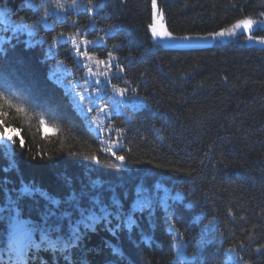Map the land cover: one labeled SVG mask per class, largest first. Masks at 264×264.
<instances>
[{
	"label": "trees",
	"instance_id": "trees-1",
	"mask_svg": "<svg viewBox=\"0 0 264 264\" xmlns=\"http://www.w3.org/2000/svg\"><path fill=\"white\" fill-rule=\"evenodd\" d=\"M41 3L0 0V132L14 137L0 143V264H225V250L239 241L245 242L239 250L244 260L264 264V250L255 251L264 245V46L238 30L242 34L206 48L168 47L148 27L151 0H95L93 14L85 10L86 0H75L77 7L58 15L51 2L32 7ZM157 3L175 35L219 31L264 11V0ZM77 29L89 40L105 38L102 46L81 45L91 60L78 58L68 39ZM252 34L264 36V29L254 26ZM109 51L124 72L97 92L95 81L106 69L96 58L106 59ZM125 81L135 94L113 91ZM105 104L108 114L97 107ZM115 128L124 130L117 151L124 164L102 150L116 139ZM138 187L158 191L168 207L134 213L131 228L114 211L95 226L85 229L82 223L71 248L46 242L29 250L21 233L10 238L18 217L36 226L32 239L40 244L42 216L53 210L50 223L62 228L49 239H67L70 223L84 209L102 214L92 209L93 199L105 205L119 199L127 214ZM249 230L256 237L251 242ZM195 238L200 244L190 249Z\"/></svg>",
	"mask_w": 264,
	"mask_h": 264
},
{
	"label": "snow or ice",
	"instance_id": "snow-or-ice-1",
	"mask_svg": "<svg viewBox=\"0 0 264 264\" xmlns=\"http://www.w3.org/2000/svg\"><path fill=\"white\" fill-rule=\"evenodd\" d=\"M52 3V9L54 11V14H60L64 12V10L67 8H75L77 7V4L75 3V0H73L72 4L65 5L61 2V0H42V3L39 5L33 4L32 7L39 8L42 7L44 3ZM152 3V16H153V23L149 24L148 27L151 30V35L154 40H160L163 42L168 43L170 46L183 48V47H190L192 46L193 41H206L208 39H218L223 37H234L238 36L242 32H247L248 36L247 39L250 41H255L256 43L264 46V36H256L252 34V30L254 26H259V28L264 29V11L259 13V16L257 19H253L251 16H245L243 19H238L235 21V23L231 24L228 27L221 28L219 31H211L206 33H186L184 35H175L172 31H169L164 23V14L159 9L157 0H151ZM85 10L89 14L96 13L98 10V6L95 3V0H86ZM49 14V9H45L44 17L46 18ZM66 19L65 17H62ZM159 18V20H157ZM77 23V21H73V24ZM62 37L64 36V33L60 34ZM68 39H71L72 41V47L75 48L77 57H86L89 60L93 59L91 55H89V52L86 50H81V45L84 46L85 49L90 48L93 45L102 46L105 43L104 37H98L96 40H89L84 36L79 35V29H77V33L72 35L71 37H68ZM56 40H53V45H55ZM118 57L113 54L112 51H109L107 53L106 59H99L96 58V63L98 65H103L106 71L102 72L100 75L103 76V79H97L95 81L97 85L96 91H100V85L104 84L105 87L107 86V83H110V77H117V73L124 72V68L117 63ZM88 73L89 75H96L93 73L92 68L88 67ZM118 78V77H117ZM226 79V78H225ZM125 87L120 88L116 85H113V91L116 92L120 96H125L129 91H132L134 94L136 93L135 89H132L130 85L127 84V81H125ZM4 97V93H0V98ZM84 96H80L81 102L84 100ZM99 98V97H97ZM99 108V111L105 114H108L109 112V106L107 104L103 106H97ZM93 109L90 107L88 109L89 112H91ZM4 115L3 113H0V116ZM3 121L0 120V124H2ZM44 121L41 120V124H43ZM109 130H111V126H109ZM101 132L105 131V129H100ZM115 133H117L116 139L112 140L111 143H109L106 147H104L102 150L111 153L112 156L115 157L117 161H119L121 164L127 163L125 155H118L117 151H122L121 142H122V134L123 129L121 128H115ZM14 140V137L12 135H7L5 137V134L3 132H0V143L7 144L8 142H12ZM24 146V141L21 138V147ZM92 159L97 160L99 162L98 156L95 154L92 155ZM158 167H162V165H158ZM3 171H7V169H2ZM160 186L157 185L156 189H159ZM23 192L31 194V190L27 187L23 189ZM39 195L41 198L49 200L51 199V203L54 206H58V201L54 198H50L48 195H46L44 192H40ZM179 197H175L173 199H178ZM134 207L129 210L127 214L123 212V206L119 199L113 200L110 205H105L103 201H97L93 199L92 201V209L100 208L102 210V214L100 216H97L94 214L93 211H90L89 209H84V211L81 213L80 219L70 223L69 226V235L67 239H64L61 236H57L56 242H52L49 239V234L51 232H57L62 228V224L58 222L50 223V221H53L55 218V211L49 210L46 214L42 216V226L38 229L40 231V244H35L32 236L33 232L37 230L36 226L28 227L27 222L21 221L18 217L14 218V230L11 234L10 238H15L16 233L19 232L22 234L23 237V245L27 247L29 250L32 248H40L41 245L48 243L49 247L56 248L59 243H62L64 248H71L73 247L80 239L81 233L79 231L80 225L83 223L85 229L95 226L98 224L101 220H108V217L113 215V211L115 212L116 216L120 218L121 224L126 225L129 228L131 226L135 225L137 221L134 219V213H141L143 214L144 211H148L151 213V210L157 206H161L164 208L168 207V198L166 197H160L158 191H150L147 188L138 187L135 191V199H134ZM109 208L112 209V211H109ZM228 214L231 216L232 209L228 210ZM70 214L66 215V218H68ZM241 219H244V217H241ZM110 223V221H108ZM171 227V225H170ZM253 228L256 227V225L252 226ZM221 236L223 233L220 234ZM180 238L179 231L176 232V237ZM255 234L249 230V234L246 237V239L251 242L255 239ZM245 249V242L239 241L236 244L230 245L225 251L227 252V261L225 264H249L248 261L244 260V257L239 254V250ZM23 248L21 251L23 252ZM264 250V245H257L255 248L256 252H261ZM113 251H117V249H113ZM29 258H31L29 253ZM67 260L68 258L65 257ZM186 264H190V262H186Z\"/></svg>",
	"mask_w": 264,
	"mask_h": 264
},
{
	"label": "water",
	"instance_id": "water-1",
	"mask_svg": "<svg viewBox=\"0 0 264 264\" xmlns=\"http://www.w3.org/2000/svg\"><path fill=\"white\" fill-rule=\"evenodd\" d=\"M157 20H158V19H157ZM220 39L225 40L226 38L223 37V38H220ZM212 40H213V39H208V40H206V41H193V42H192V46H190V47H183V48H178V47L170 46L168 43L163 42V41H160V40H155V41L165 43L168 47H172V48H174V49H179V50H180V49H181V50H189V49H201V48H206V47H208V46L211 45Z\"/></svg>",
	"mask_w": 264,
	"mask_h": 264
},
{
	"label": "rangeland",
	"instance_id": "rangeland-1",
	"mask_svg": "<svg viewBox=\"0 0 264 264\" xmlns=\"http://www.w3.org/2000/svg\"><path fill=\"white\" fill-rule=\"evenodd\" d=\"M60 65H61V67H63V64L60 63ZM66 74L69 75V74H71V72L66 71ZM77 80H78L77 78H74V80L69 81L68 83H69L70 85L73 86V84L76 83ZM72 90H73V92H76V93L80 94V90H79V89H78L77 91H75L74 89H72ZM80 96H81V95L78 96V99H80ZM84 97L86 98V99L84 98L85 100H88V98H87L86 96H84ZM78 99H76V100L74 99L75 103H76V101H77ZM128 104H129V103H128ZM129 105H131L132 108H135V105H134V104H129ZM90 107H91V106L83 105L82 110H84V111H88V109H89ZM91 108H92V107H91ZM79 109H80V106H79ZM92 109H93V108H92ZM79 111H80V110H79ZM92 111H93V110H92ZM92 111H91V113H92ZM80 112H81L82 114H84L82 111H80Z\"/></svg>",
	"mask_w": 264,
	"mask_h": 264
},
{
	"label": "bare ground",
	"instance_id": "bare-ground-1",
	"mask_svg": "<svg viewBox=\"0 0 264 264\" xmlns=\"http://www.w3.org/2000/svg\"><path fill=\"white\" fill-rule=\"evenodd\" d=\"M153 23V22H152ZM226 39L225 40H222V39H220V38H218V39H215V40H212V43L214 42V41H218V42H221V43H224V42H226L227 41V37H225ZM161 44H164V45H166L165 43H162V42H160ZM212 43H211V45H212ZM210 45V46H211ZM167 46V45H166ZM181 50V49H180ZM199 244H200V240L198 241V239H191V243H190V249H195L196 248V246H199Z\"/></svg>",
	"mask_w": 264,
	"mask_h": 264
}]
</instances>
